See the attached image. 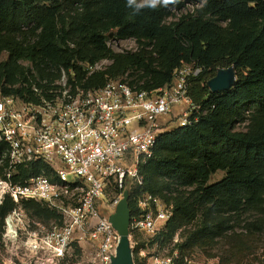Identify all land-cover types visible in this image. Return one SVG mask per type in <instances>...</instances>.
Returning a JSON list of instances; mask_svg holds the SVG:
<instances>
[{
	"label": "trees",
	"instance_id": "1",
	"mask_svg": "<svg viewBox=\"0 0 264 264\" xmlns=\"http://www.w3.org/2000/svg\"><path fill=\"white\" fill-rule=\"evenodd\" d=\"M170 6L133 14L126 0H0V54H7L0 62V92L22 96L29 93L24 87L29 80L51 83L60 68L73 70L86 88L121 78L151 91L169 85L181 63L202 68L189 95L204 116L194 126L161 135L141 173L144 191L173 206V218L156 239L170 241L200 215L194 235L206 242L221 238L232 217L264 215V0H205L192 13L167 23ZM110 33L117 40H134L138 50L113 53L107 46ZM103 60L111 65L86 77L84 66ZM228 67L236 73L230 90L211 93L201 86ZM250 107L255 111L246 118ZM246 121L244 130L236 129ZM218 172L224 177L209 184ZM19 175L50 177L51 172L35 163ZM109 194L113 199L117 191ZM128 206L132 217L131 197ZM12 208L5 199L1 227ZM22 209L43 223L59 221L35 203H24ZM260 225L251 226L258 230Z\"/></svg>",
	"mask_w": 264,
	"mask_h": 264
},
{
	"label": "built area",
	"instance_id": "2",
	"mask_svg": "<svg viewBox=\"0 0 264 264\" xmlns=\"http://www.w3.org/2000/svg\"><path fill=\"white\" fill-rule=\"evenodd\" d=\"M105 63L81 65L89 77ZM201 72L195 63H181L169 85L146 91L121 78L86 88L73 70L60 68L51 83L29 80V93L22 96L0 92V206L5 199L13 205L3 220L6 243L18 249L23 238L22 256H45L49 264L64 262L73 248L86 251L77 264H112L120 237L109 216L124 193L136 212L128 226L130 246L136 235L161 236L173 206L144 191L141 169L161 135L194 126L204 116L189 95ZM35 163L51 176L22 179L21 169ZM112 190L117 196L105 198ZM29 202L59 217L41 237L39 224L22 209ZM158 246L147 258L140 251L146 264H181L173 252L160 254Z\"/></svg>",
	"mask_w": 264,
	"mask_h": 264
},
{
	"label": "rangeland",
	"instance_id": "3",
	"mask_svg": "<svg viewBox=\"0 0 264 264\" xmlns=\"http://www.w3.org/2000/svg\"><path fill=\"white\" fill-rule=\"evenodd\" d=\"M205 0H175L174 4H170L169 11L171 17L167 19V23L172 22L182 15L192 13L200 7ZM182 3L181 9L177 5ZM107 46L116 54L132 53L138 50L137 43L132 40H117L113 33L108 36ZM7 59L6 53L0 54V62ZM25 67L30 68L27 62H21ZM111 65V61L107 60L101 69H105ZM255 111L254 107L246 109L245 116L249 118L250 114ZM247 114V115H246ZM247 121L237 125V130H244ZM224 177L223 172L216 173L209 181V184L216 183ZM73 177H67V182H73ZM112 195L108 194L105 198L111 199ZM105 214L106 212L102 210ZM30 220H34L39 224L35 227L38 230L39 236H43L51 228V222L43 223L28 215ZM202 218L200 215L186 227L178 230L170 241L161 243V239L148 235H136L131 239L133 261L136 264H146L148 255L157 252L155 245H160V254L175 253L180 259L181 264H264V215L254 213H245L235 216L230 219L228 230L221 238L203 241L194 235L198 232ZM261 224L260 229H254L252 224ZM5 231L0 224V264H49L46 262V257L33 258L32 255L26 254L22 256L21 243L16 246L18 249L10 247L4 238ZM194 238V239H193ZM21 239V238H20ZM157 240V241H156ZM140 251H144L146 258H143ZM17 253V257L15 256ZM86 255L73 248L64 262L56 264H77Z\"/></svg>",
	"mask_w": 264,
	"mask_h": 264
},
{
	"label": "water",
	"instance_id": "4",
	"mask_svg": "<svg viewBox=\"0 0 264 264\" xmlns=\"http://www.w3.org/2000/svg\"><path fill=\"white\" fill-rule=\"evenodd\" d=\"M235 82L236 73L232 67H228L218 69L215 75L208 80L207 87L211 93L227 92L235 85ZM129 221L128 194L124 193L114 213L109 216V222L120 237L116 258L112 260V264H134L129 240Z\"/></svg>",
	"mask_w": 264,
	"mask_h": 264
},
{
	"label": "clouds",
	"instance_id": "5",
	"mask_svg": "<svg viewBox=\"0 0 264 264\" xmlns=\"http://www.w3.org/2000/svg\"><path fill=\"white\" fill-rule=\"evenodd\" d=\"M174 3L175 0H126V6L132 9L133 14H139L143 9L156 10Z\"/></svg>",
	"mask_w": 264,
	"mask_h": 264
}]
</instances>
